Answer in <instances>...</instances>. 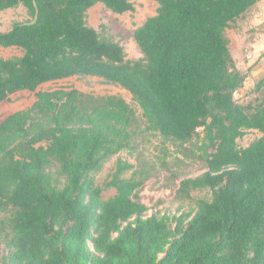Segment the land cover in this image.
<instances>
[{
  "label": "trees",
  "instance_id": "obj_1",
  "mask_svg": "<svg viewBox=\"0 0 264 264\" xmlns=\"http://www.w3.org/2000/svg\"><path fill=\"white\" fill-rule=\"evenodd\" d=\"M156 1L135 31L145 57L135 62L87 22L97 4L134 12L129 0H0V13L23 6L31 17L0 33L2 47L23 53L0 59V104L36 94L29 110L0 119V213L11 212L0 264H264V81L250 103L237 99L249 74L227 36L263 0ZM74 77L123 88L142 115L119 96L40 90ZM142 123L199 154L205 172L178 190L183 201L204 194L189 211L149 215L148 165L119 161L104 188L95 184L134 151ZM248 131L260 136L241 147Z\"/></svg>",
  "mask_w": 264,
  "mask_h": 264
},
{
  "label": "rangeland",
  "instance_id": "obj_2",
  "mask_svg": "<svg viewBox=\"0 0 264 264\" xmlns=\"http://www.w3.org/2000/svg\"><path fill=\"white\" fill-rule=\"evenodd\" d=\"M135 8L134 12L117 14L103 4H97L88 11L87 22L97 30L102 38L122 46L126 59L144 61L145 57L135 41V31L149 18L156 16L159 7L156 0H129ZM260 10L252 12L246 21L238 23L235 28L227 31L231 41V50L236 57V64L242 71L249 74L244 89L237 94V99L250 103L256 97L252 91L258 83L264 81V18ZM260 19V23H253ZM31 20L28 10L19 6L0 13V33H7L14 23ZM22 51L17 48H4L0 45V59L21 57ZM78 90L95 96H119L125 99L131 107L142 115V111L133 100L132 95L123 88L107 83L97 77L70 78L63 81L48 83L40 87L41 91ZM36 102V94L20 92L10 96L9 100L0 104V119L11 114L27 111ZM260 135L255 131L246 132L239 140L241 147H247ZM187 155L180 153L175 144L165 141L159 134L147 131V125L142 123V130L135 141V149L123 152L115 157L99 174L95 175V184L104 188L116 171L119 161L130 162L139 168L141 165L152 167L151 179L146 182L140 193L143 204L149 208V215L169 213L179 214L180 210L189 211L195 207L204 194L195 193L191 200H181L178 190L186 178H194L205 172L203 163L198 158L196 149L190 145ZM179 159L182 161L179 163ZM131 174L127 175V178ZM113 190L104 192L107 200L114 195ZM11 212L0 213V253L7 252L9 240L8 222Z\"/></svg>",
  "mask_w": 264,
  "mask_h": 264
},
{
  "label": "crops",
  "instance_id": "obj_3",
  "mask_svg": "<svg viewBox=\"0 0 264 264\" xmlns=\"http://www.w3.org/2000/svg\"><path fill=\"white\" fill-rule=\"evenodd\" d=\"M256 10L257 11L260 10V13H259L260 14V17L262 16V18H260V19H263L264 18V0L258 4ZM257 18H258V16L255 18L256 20L253 23H255V22H256V24L260 23V19H257ZM234 58H236V57H234Z\"/></svg>",
  "mask_w": 264,
  "mask_h": 264
}]
</instances>
